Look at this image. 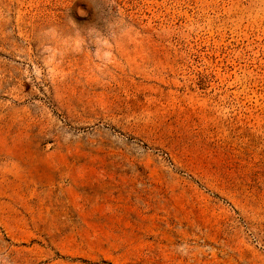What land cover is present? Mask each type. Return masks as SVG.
I'll return each instance as SVG.
<instances>
[{"label": "rangeland", "instance_id": "1", "mask_svg": "<svg viewBox=\"0 0 264 264\" xmlns=\"http://www.w3.org/2000/svg\"><path fill=\"white\" fill-rule=\"evenodd\" d=\"M0 264H264V0H0Z\"/></svg>", "mask_w": 264, "mask_h": 264}]
</instances>
